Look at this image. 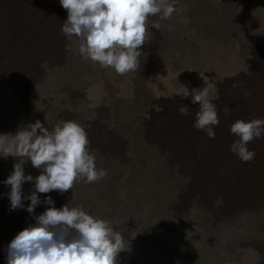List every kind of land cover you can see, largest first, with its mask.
Returning <instances> with one entry per match:
<instances>
[{
    "label": "bare ground",
    "instance_id": "6f19581e",
    "mask_svg": "<svg viewBox=\"0 0 264 264\" xmlns=\"http://www.w3.org/2000/svg\"><path fill=\"white\" fill-rule=\"evenodd\" d=\"M177 4L179 17H158L159 29L149 25L138 69L121 75L78 54L75 42L61 32L67 12L59 0H0V95H24L29 102L37 95L38 107L49 115L80 118L100 163L97 168L107 171L99 182L117 173L122 175L119 187L125 188L131 173L137 186L139 181L147 184L142 190L151 192L155 203L162 200L168 219L182 211L176 205L185 200L197 204V210L216 211L223 223L241 219V230L252 241L249 248L254 245L264 264V136L249 142L255 151L251 161L229 150L236 139L229 132L234 120L264 118V41L258 32L264 25V0ZM53 70L62 81L52 85L54 95H49L46 77ZM201 76L218 89L215 138L193 126L198 103L174 94L182 84L190 90L202 87ZM82 98L89 108L95 107V124L76 116ZM182 104L189 107L186 115L178 111ZM101 122L110 123L105 132ZM99 132L105 140L95 147ZM101 147L109 154L97 155ZM107 185L106 191L113 193ZM165 192L176 205H169Z\"/></svg>",
    "mask_w": 264,
    "mask_h": 264
},
{
    "label": "clouds",
    "instance_id": "9594fccd",
    "mask_svg": "<svg viewBox=\"0 0 264 264\" xmlns=\"http://www.w3.org/2000/svg\"><path fill=\"white\" fill-rule=\"evenodd\" d=\"M179 0H59L66 9L61 32L76 44V51L102 68L117 74L135 71L140 65L141 46L146 41L149 25L159 29L150 17L169 19L181 11ZM188 22V18H184ZM202 77V76H201ZM200 88L183 85L179 94L197 104L193 126L215 138L214 126L219 124L215 100L217 85L205 80ZM41 110V109H38ZM226 111L228 109H225ZM182 115L189 107L182 104ZM46 120V118H45ZM236 139L229 150L242 161L254 159L248 147L253 139L264 136V118L236 119L229 125ZM16 158L11 172L0 181L8 187L9 210L25 208L33 214L34 223H27L5 245V264H117V255L129 249L120 233L108 219L94 216L82 206L69 201L56 207L53 198L45 195L47 205L35 213L42 203L38 193L56 190L63 193L78 180L95 182L107 175L96 165L85 127L74 119H61L49 125L36 119L12 133H0V157ZM40 169L33 176L25 173L24 164ZM32 182V190L24 193L22 185ZM24 200H28L26 205Z\"/></svg>",
    "mask_w": 264,
    "mask_h": 264
},
{
    "label": "rangeland",
    "instance_id": "374dc122",
    "mask_svg": "<svg viewBox=\"0 0 264 264\" xmlns=\"http://www.w3.org/2000/svg\"><path fill=\"white\" fill-rule=\"evenodd\" d=\"M176 7L179 8V4H177ZM180 12L181 11L176 12L178 17ZM260 18L264 21V14H261ZM158 20V16L152 17L153 22ZM262 27L258 29V32L260 40L262 39L261 41H264L263 24ZM49 75L46 77V81L49 84V87L46 89L49 95H54L52 92L54 84L62 80L59 78V74L54 70L51 72V75ZM34 97H32L31 102H29L24 99L28 98L24 95L21 96V98L9 94L0 95V133L15 132L18 127L25 126L28 122H34L36 119H40L44 123L47 121L49 125L59 121V119L53 117L54 115H51L52 113L49 115L46 109L41 108V110H38L40 109L38 106L41 100H39L37 95ZM82 99L79 101L78 105L75 106L76 116L82 115L84 119H87L88 122L87 120H85V122L83 121L85 124H95L97 120L91 118L92 112L95 114V107L89 108L90 106L88 103ZM29 103H31V105ZM60 108L62 107L60 106ZM240 116L242 115L239 114V117ZM75 119L80 122V118ZM104 123L105 122H101L99 124L102 131L104 127L110 124ZM107 132L109 131L107 130ZM99 134L102 136H99L97 139L98 143L97 145L96 143L94 144L95 147L100 146L99 143L105 140H103V138H105L103 133L99 132ZM105 152H107V148L105 147L103 149L101 147L97 155ZM108 154L107 152V155ZM15 159L16 158L12 156H8L7 158L0 157V181H3L11 172ZM96 162L100 165L97 159ZM24 171L25 173H31L33 176H36L39 174L40 169L32 167L30 162H26L24 164ZM116 175L117 176H113L112 178L105 177V180H102L101 183L99 182L100 179L91 183L78 180L74 183L72 189L63 193L56 190L50 191L47 194L38 193L42 203L35 208L34 214H39L44 211L47 207V205L43 203L44 197L45 195H50L57 208L69 201L72 205L82 206L87 212L94 216H101L110 220L113 226L123 234L125 244L129 241V249L118 253L117 264H262L254 249V245L252 247L253 249L249 248L248 243L252 241H250V238H247L248 234H246L244 230H241V219L238 220L239 223H236V220L223 223L217 216L216 211H211L209 209H205V211L197 210L196 208L199 206L193 204L189 200H185L186 203L182 202L181 205L177 204L175 202L176 199H173V197L171 199V195L165 192L166 196H164V198L169 201V205H171V202H174L173 205L177 204L176 206L179 208L181 207L182 210H178L179 213L177 212L174 214L172 217L173 220H170L167 218L168 214L167 210H165L166 208L161 205L162 200L158 201L157 199V203H155V199L151 197V192L148 193L147 190H142L146 188L147 184L143 182L140 183L139 181L140 185L137 186L135 176L130 173L125 179V188H121L119 187V177H122V175L117 173ZM96 182H98L99 187L97 186L98 188L95 187L93 189V185ZM99 183L108 184L107 186L111 187V190H113V193H111L112 195L106 191V185L102 187ZM22 190L24 193L31 191L32 182L25 181L22 185ZM7 191L8 187L0 183V264H5L4 248L7 242L21 228L25 227L27 223H34L32 219L33 214L28 213L25 208L9 210V200L6 195ZM120 195L122 197H120ZM178 197H180V195H178ZM187 202L189 203L187 204ZM23 203L26 205L29 201L24 200ZM248 228L251 229L250 227ZM238 229L239 231H237ZM254 236L255 235H251L250 237L252 238Z\"/></svg>",
    "mask_w": 264,
    "mask_h": 264
}]
</instances>
